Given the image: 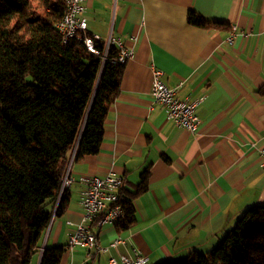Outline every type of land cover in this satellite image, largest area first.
I'll return each mask as SVG.
<instances>
[{
	"label": "crops",
	"instance_id": "0c3cea01",
	"mask_svg": "<svg viewBox=\"0 0 264 264\" xmlns=\"http://www.w3.org/2000/svg\"><path fill=\"white\" fill-rule=\"evenodd\" d=\"M190 11L222 25L192 26ZM83 18L101 42L120 38L134 56L123 66L99 152L72 165L67 209L29 264H40L42 246H63L60 264H109L133 249L155 264L212 249L248 207L264 205V0H86ZM151 64L180 99L202 98L195 135L163 106L150 108ZM111 173L124 177L122 197L135 193L143 174L148 186L131 200L130 228L97 231L102 246L117 237L124 244L86 261L83 247H66L82 219L79 178Z\"/></svg>",
	"mask_w": 264,
	"mask_h": 264
},
{
	"label": "trees",
	"instance_id": "16d2710c",
	"mask_svg": "<svg viewBox=\"0 0 264 264\" xmlns=\"http://www.w3.org/2000/svg\"><path fill=\"white\" fill-rule=\"evenodd\" d=\"M65 0H0V264H29L50 225L61 180L72 165L99 152L105 120L119 96L123 66L87 51L81 36L63 43L56 24ZM187 21L220 27L194 11ZM148 186L122 197L115 226L135 221L131 203ZM69 203L65 191L55 217ZM63 246L45 247L40 264H60ZM155 264H264V205L248 207L215 247Z\"/></svg>",
	"mask_w": 264,
	"mask_h": 264
},
{
	"label": "built area",
	"instance_id": "2783aa9c",
	"mask_svg": "<svg viewBox=\"0 0 264 264\" xmlns=\"http://www.w3.org/2000/svg\"><path fill=\"white\" fill-rule=\"evenodd\" d=\"M86 0H66V16L56 29L61 36L63 43L68 40L81 36V40L87 51L97 54L96 41L101 38L88 30L86 20L83 18L84 3ZM235 27L232 26L231 32L227 37L229 43L234 37ZM104 51L103 60L107 59L108 51L111 46H115L117 54L110 59L111 63L125 65L126 62L133 58L134 52L131 48L124 46L120 38L108 36L103 41ZM151 69V86H150V108L163 106L167 118L175 126L184 128L191 134L195 135L200 123L197 115V107L202 102V98L194 100L180 99L174 88L169 87L163 80V71L153 64ZM261 165L264 166V148L260 150ZM72 178L68 171L63 176L57 195L54 208L52 210L51 221L54 219L56 207L62 194L72 183ZM80 206L82 208V219L74 226L69 235L67 249L71 250L76 246L85 249V260L89 261L94 257L107 253L110 249H115L120 244H124L120 237L115 238L108 245L102 246L98 242L97 231L104 225H115L124 217L120 191L124 183V177L118 174H108L104 177L93 175L81 176ZM50 227V225H49ZM49 227L47 231L49 230ZM43 251V246L41 247ZM132 255H120L119 261L110 257L109 264H146L147 257L140 251L133 249Z\"/></svg>",
	"mask_w": 264,
	"mask_h": 264
},
{
	"label": "bare ground",
	"instance_id": "6f19581e",
	"mask_svg": "<svg viewBox=\"0 0 264 264\" xmlns=\"http://www.w3.org/2000/svg\"><path fill=\"white\" fill-rule=\"evenodd\" d=\"M65 1H66V0H65ZM65 16H66V12H65V15L63 16V18L61 19V21L58 22L56 25H60V23L64 20Z\"/></svg>",
	"mask_w": 264,
	"mask_h": 264
},
{
	"label": "rangeland",
	"instance_id": "374dc122",
	"mask_svg": "<svg viewBox=\"0 0 264 264\" xmlns=\"http://www.w3.org/2000/svg\"><path fill=\"white\" fill-rule=\"evenodd\" d=\"M215 246H216V245H215ZM215 246H214V247H215Z\"/></svg>",
	"mask_w": 264,
	"mask_h": 264
}]
</instances>
